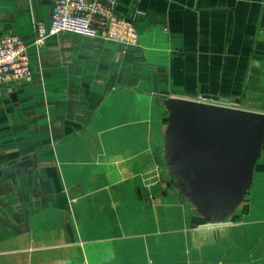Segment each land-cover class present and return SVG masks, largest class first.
I'll return each mask as SVG.
<instances>
[{"label":"crops","instance_id":"crops-1","mask_svg":"<svg viewBox=\"0 0 264 264\" xmlns=\"http://www.w3.org/2000/svg\"><path fill=\"white\" fill-rule=\"evenodd\" d=\"M53 6L0 0L32 67L0 87V264H264V124L227 196L176 132L199 95L264 115V0H117L107 36L37 46Z\"/></svg>","mask_w":264,"mask_h":264},{"label":"water","instance_id":"water-1","mask_svg":"<svg viewBox=\"0 0 264 264\" xmlns=\"http://www.w3.org/2000/svg\"><path fill=\"white\" fill-rule=\"evenodd\" d=\"M214 100L229 101L218 97ZM263 124V114L221 104L180 100L176 107V132L185 159L219 195L231 194V187L254 153ZM67 230L72 237L69 224Z\"/></svg>","mask_w":264,"mask_h":264},{"label":"built area","instance_id":"built-area-1","mask_svg":"<svg viewBox=\"0 0 264 264\" xmlns=\"http://www.w3.org/2000/svg\"><path fill=\"white\" fill-rule=\"evenodd\" d=\"M117 0H54L48 25L38 22L35 44L48 35L62 32L84 37L107 36L116 18ZM32 67L28 47L17 34L0 37V87L8 91L31 81ZM197 101L208 102L201 96Z\"/></svg>","mask_w":264,"mask_h":264},{"label":"rangeland","instance_id":"rangeland-1","mask_svg":"<svg viewBox=\"0 0 264 264\" xmlns=\"http://www.w3.org/2000/svg\"><path fill=\"white\" fill-rule=\"evenodd\" d=\"M62 33H70V32H62ZM59 34V33H58ZM73 34H75V33H73ZM87 37V36H86ZM99 37H103V36H99ZM105 37V36H104ZM89 38H97V37H89ZM201 97V95H199L196 99H199ZM207 99V98H206ZM210 103H213V104H221V105H224V106H227V107H230V108H232V106H231V103L230 102H227V103H219V102H217V101H215L214 99H207ZM170 144V143H169ZM173 160H176V158H174V157H170V163H171V165H172V167L176 164V163H174L173 162ZM169 162V161H168ZM169 163V164H170ZM168 164V165H169ZM177 165V164H176ZM169 172H171V171H169ZM175 173H176V175H177V177H180V172L179 171H175ZM192 199V206H194V207H196V204H195V202H196V200L194 199V198H191Z\"/></svg>","mask_w":264,"mask_h":264}]
</instances>
